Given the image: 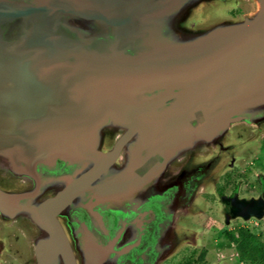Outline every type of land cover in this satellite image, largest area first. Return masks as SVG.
Here are the masks:
<instances>
[{"label":"water","instance_id":"95a60500","mask_svg":"<svg viewBox=\"0 0 264 264\" xmlns=\"http://www.w3.org/2000/svg\"><path fill=\"white\" fill-rule=\"evenodd\" d=\"M254 115L264 0H0V264H102L68 226L181 182Z\"/></svg>","mask_w":264,"mask_h":264},{"label":"flooded vegetation","instance_id":"af4514ba","mask_svg":"<svg viewBox=\"0 0 264 264\" xmlns=\"http://www.w3.org/2000/svg\"><path fill=\"white\" fill-rule=\"evenodd\" d=\"M233 151V146L217 145L208 155L218 177L200 165L144 200L122 201V210L108 211L99 203L88 211L89 233L82 221L67 227L72 249L83 252L92 237L101 247L98 254L106 253L102 264H264L258 257L264 249V138L250 160L244 148L236 157ZM74 169L47 167L42 176Z\"/></svg>","mask_w":264,"mask_h":264},{"label":"rangeland","instance_id":"374dc122","mask_svg":"<svg viewBox=\"0 0 264 264\" xmlns=\"http://www.w3.org/2000/svg\"><path fill=\"white\" fill-rule=\"evenodd\" d=\"M252 10H253L252 4H250V2H246L245 4L242 5V7L238 6L237 8L231 9L229 11V14H231L232 16H237V15L241 16L243 14L249 13ZM234 11H236V14H233ZM251 119H252L251 123H240L237 126H235L236 128L231 129V134L232 133H234V134L236 133V134L229 137L231 139V141H229V143H224V144L218 143L217 145L233 146V150H234L233 155L235 157L240 152V149L244 148L245 159L250 160V158H251L250 155H253L255 147L257 145H259L261 143V140L264 138V117H261L259 115H254ZM237 132H238V134H237ZM216 146L211 149V152L215 151ZM210 153H208L206 155L207 164H203V165L208 166L209 173L211 172L209 174L210 177H218L219 171H217L216 166L213 165V163L211 162V160L208 157V155ZM248 156H250V157H248ZM239 158H240V156H239ZM32 261L33 260H30V258H29L25 264H27V262H28V264H32Z\"/></svg>","mask_w":264,"mask_h":264},{"label":"trees","instance_id":"16d2710c","mask_svg":"<svg viewBox=\"0 0 264 264\" xmlns=\"http://www.w3.org/2000/svg\"><path fill=\"white\" fill-rule=\"evenodd\" d=\"M259 253L260 254H258V257H262V259L264 260V249L261 250Z\"/></svg>","mask_w":264,"mask_h":264}]
</instances>
